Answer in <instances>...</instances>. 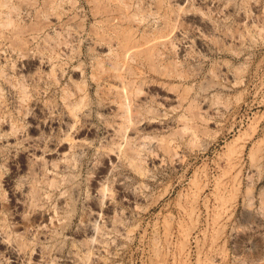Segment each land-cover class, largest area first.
<instances>
[{
    "label": "rangeland",
    "instance_id": "374dc122",
    "mask_svg": "<svg viewBox=\"0 0 264 264\" xmlns=\"http://www.w3.org/2000/svg\"><path fill=\"white\" fill-rule=\"evenodd\" d=\"M25 1L0 0V264H264V0ZM117 30L134 33V60L100 80L118 43L93 45ZM26 39V56L11 52ZM128 68L147 80L134 103L150 124L120 137L127 113L107 98ZM78 87L74 134L63 97ZM36 215L47 220L30 226Z\"/></svg>",
    "mask_w": 264,
    "mask_h": 264
},
{
    "label": "bare ground",
    "instance_id": "6f19581e",
    "mask_svg": "<svg viewBox=\"0 0 264 264\" xmlns=\"http://www.w3.org/2000/svg\"><path fill=\"white\" fill-rule=\"evenodd\" d=\"M25 1V0H24ZM27 1V0H26ZM25 1V2H26ZM50 1V0H49ZM48 2V1H47ZM93 2V1H92ZM95 2V1H94ZM128 2V1H127ZM35 3V2H34ZM34 3H32V4H34ZM1 4V3H0ZM28 4V3H27ZM31 5V4H30ZM35 5H37V2H36V4ZM5 8H6V6L5 5H3ZM32 6V5H31ZM44 6H45V4H44ZM128 6V5H127ZM136 7V6H135ZM3 8V7H2ZM1 8V9H2ZM131 8V7H130ZM45 9V8H44ZM56 9V8H55ZM101 9H103V8H101ZM107 9V8H106ZM95 10V9H94ZM129 10V9H128ZM48 11V10H47ZM11 12V11H10ZM9 12V13H10ZM106 12V11H105ZM107 13V12H106ZM111 13V12H110ZM109 13V14H110ZM115 13V12H114ZM113 13V14H114ZM139 13V12H138ZM118 14V13H117ZM132 15V14H131ZM138 15V14H137ZM12 16V15H11ZM165 16V15H164ZM13 17V16H12ZM11 17V18H12ZM35 17V16H34ZM46 17H47V15H46ZM49 17V16H48ZM127 17V16H126ZM134 17V16H133ZM35 18H37V17H35ZM114 18V20H115V17H113ZM124 18V17H123ZM122 18V19H123ZM137 18V17H136ZM165 18V17H164ZM10 19V18H9ZM126 19V18H125ZM124 19V20H125ZM74 20V19H73ZM119 20H121V19H119ZM128 20H129V18H128ZM135 20V19H134ZM111 21V20H110ZM123 21V20H122ZM133 21V20H132ZM136 21V20H135ZM114 22V21H113ZM137 22V21H136ZM130 23V22H129ZM133 23V22H132ZM41 26V25H40ZM46 26V25H45ZM167 26V25H166ZM165 26V27H166ZM23 27V26H22ZM22 27H21V29H22ZM126 27V26H125ZM16 28V27H15ZM41 28V27H40ZM170 28V27H169ZM107 29H108V27H107ZM109 29H111V28H109ZM115 29V28H114ZM124 29V28H123ZM179 29V28H178ZM133 30V29H132ZM33 31V30H32ZM36 31H38V30H36ZM109 31V30H108ZM167 31V30H166ZM113 32V31H112ZM21 30L19 31V30H17V29H15V31L13 32V36H11V37H16V36H19V35H21ZM29 33V32H28ZM156 33V32H155ZM94 34V33H93ZM108 33L106 32V35H107ZM147 34V33H146ZM103 35H105V33L103 34ZM2 36V35H1ZM97 36V35H96ZM99 36V35H98ZM108 36V35H107ZM169 36V35H168ZM2 38H4L5 40H6V38H8V37H4V36H2ZM17 38V37H16ZM96 38V37H95ZM100 38V37H99ZM99 38H97V39H99ZM144 38H145V36H144ZM144 38H142L141 40L143 41V39ZM35 39V38H34ZM34 39H31V40H34ZM100 39H102V40H100V42L99 41H95V45H93V51H96V50H98V49H103V48H105L104 46H106L107 44H110V43H113V41L115 40V41H117V43H118V48L117 47H115L114 49H116L117 48V53H116V55H115V61H113V59L111 60V61H113V66L112 67H110V68H107L108 66H106V68H105V63H106V61H104L105 63H103V61L102 62H99V64L100 65H102L100 68H101V72H100V74H101V76L99 77V79L101 80V79H106V78H112V73H114V71H120V68H119V65H122V64H125V65H127V67H128V65H129V63H130V60L132 61V60H134V56H131L130 55V52H131V50L133 49V48H137L138 47V44H135L134 43V45H132V43L133 42H136V40H135V35H134V33H131V32H129V31H124V32H121V31H115L114 33H112L110 36H109V38H104V37H102V35H101V38ZM160 39H163V36H158L157 38L155 37V39L152 37V39L151 38H149L148 40H147V45L148 44H150L152 41H154V40H159L160 41ZM11 40V39H10ZM13 40H14V38H13ZM31 40H25L26 42H24L23 44H21V42L19 43V44H14V43H10V44H12L11 45V49H12V51L11 52H17V53H19V54H21L22 56H26V52L30 49V47H31V45H32V41ZM92 40V39H91ZM15 41V40H14ZM63 41H65V40H63ZM164 42V41H163ZM63 43V42H62ZM94 43V42H93ZM157 43V42H156ZM172 43V42H171ZM66 44V43H65ZM64 44V45H65ZM162 44V43H161ZM164 44V43H163ZM19 45V46H18ZM60 45H62L61 43H60ZM157 45V44H156ZM155 45V46H156ZM165 45V44H164ZM55 46H57V45H55ZM63 46V45H62ZM144 46V45H143ZM163 46V45H162ZM175 46V45H174ZM51 47V46H50ZM151 46H149L148 47V49H146V51H148V50H152L151 48H150ZM53 48H55V47H53ZM53 48H50V49H53ZM167 48V47H166ZM49 49V48H48ZM48 49H47V51H48ZM154 49H155V47H154ZM153 49V50H154ZM156 49H157V47H156ZM155 49V50H156ZM44 48L43 49H41L40 48V52H41V54L42 53H44ZM54 50V49H53ZM66 50V49H65ZM111 50V49H110ZM145 50V49H144ZM152 50V51H153ZM159 50V49H158ZM112 51V50H111ZM143 51V50H142ZM157 51V50H156ZM160 51V50H159ZM116 52V51H115ZM149 52H151V51H149ZM148 52V61H150L151 62V60H157V59H159V57H162L163 56V54H164V51L162 52L163 54H161V55H159V54H157V53H155V52H151V53H149ZM139 53V52H138ZM41 54H40V56H41ZM56 54V53H55ZM49 55V54H48ZM131 56V57H129V56ZM146 55V54H145ZM140 57V56H139ZM151 58V59H150ZM71 59V58H70ZM137 60H138V58H136ZM144 59V58H143ZM36 60V59H35ZM141 60H142V58H141ZM163 60H165L164 58H160V61L161 62H163ZM122 63V64H121ZM137 63V62H136ZM141 63H142V61H141ZM153 65V64H152ZM32 66H33V62L32 61H30V63L28 64V66H27V64H26V69H28V70H30L31 68H32ZM44 66V65H43ZM130 66H131V64H130ZM127 67L125 66V69H127ZM151 67H153V66H151ZM155 67V66H154ZM152 68V69H155V68ZM123 68H124V66H123ZM129 69H131V68H128V70H126V71H128L127 73H128V75L126 74V76H124L122 73L123 72H121V73H117V74H115L114 75V77L117 79V81L119 80L120 82H121V86H122V94H119L118 93V96H117V98L116 99H113L112 101L110 100V98L108 97L107 99H108V103L107 104H109V105H111V104H114V103H116V104H119L120 105V115H122V114H124L125 112L127 113V118H125L126 119V122L125 123H127V125L125 124V123H123V125H121V127H120V129H123L122 131H123V133L121 132V130H120V134H119V136L120 137H125V134L127 133V130H129L128 128H130V132L131 133H136V132H142V131H144V126L147 128L148 126H149V122H147V123H145L144 125H140V123L142 122V120H143V116H144V114L142 113V111L139 109V107H140V105H137V106H139V107H137V106H135V98H140V95H146L145 94V92H144V88H146V84H147V82H143L142 83V81H145V80H142V78H141V76L139 75V72H137L136 70H129ZM160 69V68H159ZM159 69H157V70H159ZM145 70V69H144ZM156 70V69H155ZM27 71V70H26ZM162 71H164V70H162ZM161 71H159V73H160ZM2 73V72H1ZM53 73V72H52ZM75 73H77V72H75ZM142 73V72H141ZM166 75V74H165ZM222 75V74H221ZM53 76H56L55 75V73H53ZM97 76V75H96ZM182 77V76H181ZM217 77V76H216ZM58 78V77H57ZM169 78V77H168ZM185 79H186V77H184ZM192 78V77H191ZM138 80H142L140 83H141V85H140V83H139V86L137 87V84H138ZM12 81V80H11ZM34 81V80H33ZM147 81V80H146ZM58 82V81H57ZM12 83H13V81H12ZM14 84V83H13ZM212 84V83H211ZM209 85V84H208ZM16 86V85H15ZM214 86V85H213ZM23 87V86H22ZM85 87V86H84ZM159 88V87H158ZM85 89V88H84ZM84 89H82V88H80V87H78V90L79 91H76L74 94H71V93H68V95L64 98L63 97V101H64V105H65V107L67 108V110H68V118H73L74 119V123H73V125H70V127H68V131H72V130H74V134H75V132L76 131H79L78 129H79V126H77V123H78V120H77V111L80 109V106H81V104H82V99H80L79 100V98H82L83 97V95H82V93L81 92H84V94L86 93L85 91H84ZM161 89H163V86L161 87ZM169 90V89H168ZM87 91H90V88H88V90ZM109 91V90H108ZM189 91V90H188ZM25 92V91H24ZM103 92V91H102ZM101 92V97H102V100H105V101H107V99L105 98L106 96L103 94ZM170 92V91H169ZM185 92V91H184ZM1 93V92H0ZM26 93V92H25ZM24 93V99H25V102L26 101H28V103H27V105L28 106H30L31 105V98L29 97L28 98V95H26ZM36 93H37V91H36ZM121 93V92H120ZM126 95H124V94ZM38 95V94H37ZM181 95V94H180ZM184 95H185V93H184ZM183 95V96H184ZM85 96V95H84ZM107 96H109V95H107ZM123 96H125L126 97V100L128 99L129 100V105L132 103V105H130V107H128L127 109H126V107H123V105H125V103H124V101L122 100V99H124L123 98ZM147 96V95H146ZM181 97V96H180ZM180 97H179V99H180ZM160 98V97H159ZM2 99V98H1ZM109 100L111 101L110 103H109ZM22 101H23V99H22ZM24 102V101H23ZM126 102V101H125ZM140 102V101H139ZM183 102H185V101H181V103H183ZM18 103V102H17ZM63 103V102H62ZM127 103V102H126ZM53 104V103H52ZM105 104V103H104ZM138 104V103H137ZM200 104V103H199ZM27 105H25L26 106V108H27ZM49 105V104H48ZM53 105H56V104H53ZM85 105V104H84ZM87 105V104H86ZM118 105V106H119ZM25 106H23L22 105V107H20V108H22L20 111H19V113L21 112L22 113V117L23 118H27V115H29V111L31 110H27V109H24V107ZM57 106V105H56ZM113 106V105H112ZM126 106V105H125ZM6 107V106H5ZM55 107V106H54ZM85 107V106H84ZM191 107V106H190ZM198 107V106H197ZM19 108V109H20ZM52 108V107H51ZM193 108H195V107H193ZM175 109V108H174ZM52 110V109H51ZM82 110V109H81ZM148 110V109H147ZM146 110V111H147ZM186 110V109H185ZM194 110V109H193ZM80 111V110H79ZM189 111V110H188ZM144 112V111H143ZM52 113H54V112H52ZM187 113H189V112H187ZM194 113V112H193ZM197 113V112H196ZM2 114H3V108H2V106H0V118H2ZM153 114V113H152ZM161 114V113H160ZM191 114V113H190ZM52 115V114H51ZM119 115V114H118ZM117 114H116V116H118ZM119 115V116H120ZM125 115V114H124ZM155 115V114H154ZM193 117H191L192 119H199V118H202L201 116H200V114L198 113V114H194V115H192ZM77 117V118H76ZM152 118V117H151ZM191 118H189V120H191ZM145 119V118H144ZM201 120V119H200ZM200 120H199V122H200ZM204 120H206V119H204ZM204 120H202V121H204ZM0 121H1V119H0ZM82 121V120H81ZM185 121V120H184ZM184 121H182V122H184ZM193 121V120H192ZM201 121V122H202ZM4 122H5V120H4ZM73 122V121H72ZM205 122V121H204ZM203 122V123H204ZM14 124V123H13ZM83 124V123H82ZM205 124V123H204ZM4 124H3V122L1 123V127L3 126ZM22 125V124H21ZM113 125V124H112ZM112 125H110V128H111V126ZM183 126V125H182ZM24 127V126H23ZM184 130H189L190 129V131H193L194 129V127L193 126H190L188 123H187V120H186V125H184ZM151 128V127H150ZM13 129V128H12ZM19 129V128H18ZM20 129H22V128H20ZM19 129V130H20ZM112 129V128H111ZM191 129H193V130H191ZM24 130V129H23ZM119 130V129H118ZM11 131H13V130H11ZM189 131V132H190ZM195 131V130H194ZM22 132V131H21ZM20 132V133H21ZM24 132V131H23ZM69 132V133H70ZM118 132V131H117ZM179 132V131H178ZM182 132H183V130H182ZM26 133V132H25ZM52 133V132H51ZM68 132L65 134V137H64V139L61 141V142H64V144H70V145H72L73 143H74V141H76V139H74V137H73V133L72 134H69ZM121 133H122V135H121ZM176 133V132H175ZM14 134L16 135V134H18V130H14ZM178 134V133H177ZM191 134H195V133H191ZM204 134V133H203ZM19 136V135H18ZM147 138V137H146ZM129 139H131V138H129ZM129 139H127V140H129ZM163 141V140H162ZM170 141V140H169ZM169 141H164V143H165V145H163V146H161V151H158V153L157 152H155V150L154 151H150V153L148 154L149 155V157H150V160H158L157 158H158V156H160L161 154L163 155V153H169L170 152V149H171V144H170V142ZM173 142V141H172ZM192 142V141H191ZM163 143V142H162ZM59 144V143H58ZM49 146V145H48ZM64 145H62V147H63ZM128 146V145H127ZM126 146V148L125 149H123L124 150V157L126 156V158H129V159H134V155L132 154V148H131V146H129V147H127ZM133 147V146H132ZM160 149V148H159ZM135 150H133V152H134ZM173 151V150H172ZM174 151H176V150H174ZM135 153V152H134ZM109 154V153H108ZM173 155V154H172ZM136 157V156H135ZM138 157V156H137ZM137 159V158H136ZM38 160V159H37ZM127 160V159H126ZM131 161V160H130ZM37 162V161H36ZM132 163H133V161H131ZM143 162V161H142ZM131 163V164H132ZM143 166V165H142ZM41 167V166H40ZM56 167V166H55ZM58 167V166H57ZM138 173H139V175H145L143 172H142V168H140L136 163L134 164L133 163V166H132ZM33 169V168H32ZM126 169V168H125ZM129 172L130 170L129 169H126V172ZM135 171V172H136ZM30 172H32V171H30ZM34 172V171H33ZM35 172H37L38 173V171H35ZM134 173V172H133ZM35 173H33V175H34ZM39 174V173H38ZM32 175V174H31ZM36 176H37V178H38V175L37 174H35ZM45 175V174H44ZM43 175V176H44ZM1 176H3V175H1ZM45 177V176H44ZM48 177V176H47ZM140 177V176H139ZM40 179H42L41 178V176L39 177ZM68 178V177H67ZM137 178V177H136ZM32 179V178H31ZM35 179H36V177H35ZM40 179L39 180H37L36 182H41L40 181ZM70 180V179H69ZM49 181H51V180H47V182H46V179H44L41 183H46L45 185H47L48 187H51V188H57V186L59 185H57V184H55V181L54 182H49ZM33 182V181H32ZM35 182V183H36ZM58 182V181H57ZM60 182V181H59ZM63 183V182H62ZM37 185H38V183H36ZM35 185V184H34ZM40 185V184H39ZM44 185V184H43ZM61 185H59L58 187H60ZM46 187V186H45ZM40 188V187H39ZM32 189H34L32 192H33V197H35V199L34 200H36V197H38V195H39V191L41 190H38V188H37V186L35 185L34 186V188H32ZM42 189H44V188H42ZM58 190V189H57ZM44 191V190H43ZM104 191V190H103ZM111 191V193H109L108 194V196L110 195V196H116L117 194H118V192H116L115 191V189H113V190H110ZM196 191H198V190H196ZM101 192H102V190H101ZM105 193V192H104ZM51 198V197H50ZM49 198V199H50ZM41 199V198H40ZM52 199V198H51ZM37 200H39V199H37ZM48 200V199H47ZM50 201V200H49ZM34 205H35V202H34ZM30 206V205H29ZM56 209V208H55ZM54 212H58V211H54ZM56 216V215H55ZM46 217V216H45ZM29 219V218H28ZM40 219H42V223L43 222H45V219L46 218H44L43 216H38V215H36V216H34L31 220L29 219V224H30V226H34V225H36L37 226V223H39L38 221L40 220ZM47 220V219H46ZM51 221V220H50ZM24 222H26V220L24 221ZM28 222V221H27ZM52 223V222H51ZM28 224V223H27ZM28 224V225H29ZM67 224V223H66ZM27 225V226H28ZM40 225V224H39ZM65 225V224H64ZM68 225V224H67ZM29 226V227H30ZM48 226V225H47ZM55 226V225H54ZM62 226V230H64L63 229V225H61ZM65 228V227H64ZM67 228V227H66ZM65 231V230H64ZM21 237V236H20ZM22 242H24V241H22ZM22 242H21V247H22ZM18 244H19V242H18ZM20 245V244H19ZM27 248V247H26ZM22 250V249H21ZM24 250V249H23ZM25 251H26V249H25ZM34 253V252H33ZM32 254V253H31ZM95 256V255H94ZM31 261V260H30ZM29 263V262H28Z\"/></svg>",
    "mask_w": 264,
    "mask_h": 264
}]
</instances>
